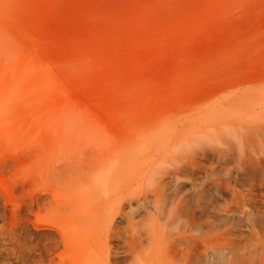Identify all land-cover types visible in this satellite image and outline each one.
Listing matches in <instances>:
<instances>
[{"label":"rangeland","instance_id":"rangeland-1","mask_svg":"<svg viewBox=\"0 0 264 264\" xmlns=\"http://www.w3.org/2000/svg\"><path fill=\"white\" fill-rule=\"evenodd\" d=\"M244 128L264 0H0V264H264Z\"/></svg>","mask_w":264,"mask_h":264},{"label":"bare ground","instance_id":"bare-ground-1","mask_svg":"<svg viewBox=\"0 0 264 264\" xmlns=\"http://www.w3.org/2000/svg\"><path fill=\"white\" fill-rule=\"evenodd\" d=\"M258 128H261V127H258ZM258 128H256V129L255 128L254 129H245L244 128V129L235 131V133H234L235 140L234 141H236L237 146H238L237 154H238V157L240 158V160H241V157L247 153L246 152L247 148L249 150L248 154L253 153L255 155H259L261 153H264V149L259 145V143L257 145L255 140L250 139L251 143L248 144V141H246L242 138V137H248L251 134L250 137L255 139V135H258V130H257Z\"/></svg>","mask_w":264,"mask_h":264}]
</instances>
